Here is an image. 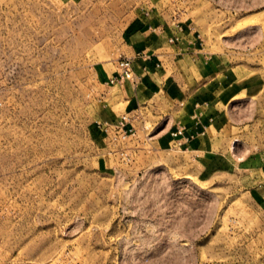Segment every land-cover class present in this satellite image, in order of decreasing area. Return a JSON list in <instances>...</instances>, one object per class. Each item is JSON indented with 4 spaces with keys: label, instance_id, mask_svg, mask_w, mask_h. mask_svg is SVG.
Wrapping results in <instances>:
<instances>
[{
    "label": "rangeland",
    "instance_id": "rangeland-1",
    "mask_svg": "<svg viewBox=\"0 0 264 264\" xmlns=\"http://www.w3.org/2000/svg\"><path fill=\"white\" fill-rule=\"evenodd\" d=\"M156 24L261 82L197 150L111 82ZM0 264H264V0H0Z\"/></svg>",
    "mask_w": 264,
    "mask_h": 264
},
{
    "label": "crops",
    "instance_id": "crops-1",
    "mask_svg": "<svg viewBox=\"0 0 264 264\" xmlns=\"http://www.w3.org/2000/svg\"><path fill=\"white\" fill-rule=\"evenodd\" d=\"M178 31L171 24H156L144 41L148 52L126 56L137 84L118 83L127 86L122 98L132 112L145 108L152 112L150 118L162 117L178 146L197 150L202 138H212L205 129L209 123L227 122V111L237 96L257 93L262 86L259 81L238 83L233 67L221 69L212 56L200 54ZM177 129L182 132L175 137L172 132Z\"/></svg>",
    "mask_w": 264,
    "mask_h": 264
},
{
    "label": "built area",
    "instance_id": "built-area-1",
    "mask_svg": "<svg viewBox=\"0 0 264 264\" xmlns=\"http://www.w3.org/2000/svg\"><path fill=\"white\" fill-rule=\"evenodd\" d=\"M136 76L134 75L133 69H132V63L131 59L127 57H121L116 62V73L111 79V82H122L124 80H134ZM126 116L123 115L121 117L122 120H126ZM181 129H177L172 132L173 136H178L181 134Z\"/></svg>",
    "mask_w": 264,
    "mask_h": 264
}]
</instances>
